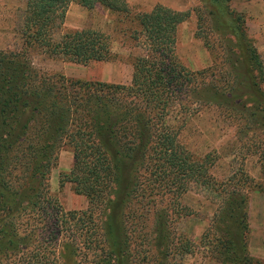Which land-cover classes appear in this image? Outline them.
I'll use <instances>...</instances> for the list:
<instances>
[{"label": "rangeland", "instance_id": "1", "mask_svg": "<svg viewBox=\"0 0 264 264\" xmlns=\"http://www.w3.org/2000/svg\"><path fill=\"white\" fill-rule=\"evenodd\" d=\"M126 1L133 12L147 10L155 3L190 11L178 26L174 44L175 58L187 75V90L169 101L164 108V122L190 159L205 154L213 158L208 169L211 186L202 182L206 179L203 176L197 181L186 176L165 181L164 173L162 180L149 189L154 174L143 172L142 196H134L128 211L120 215L116 205H109V192L106 193L100 205L99 222L88 211L86 196L77 191L82 184L79 168L82 165H74L71 143L64 139L55 151L46 173L45 191L37 204L34 207L21 204L13 216L4 213L6 223L12 221L14 234L19 237V251L1 249L0 264H24L27 256H31V261L33 256L45 257L47 262L41 264H116L109 256L112 250L128 264H233L231 259L243 252L249 264H263L264 0L227 1L230 12L222 20L234 26L233 37L224 23L209 13L213 0ZM24 5L25 0H0V50L15 53L21 62L28 61L31 69L46 75L105 84L130 82L132 58L146 52L144 38L137 37L134 23L127 28L124 22L116 23L114 16L101 6L86 9L70 3L63 29L89 27L111 38L109 60L82 64L50 55L36 45H24L21 31ZM235 31L242 33L245 40L237 38ZM248 46L257 56L259 70L249 63L245 52ZM3 155L11 160L14 152ZM17 170L26 172L23 166L14 172ZM241 173L250 177L241 208L242 230L243 226L237 222L239 212L231 211L237 220L231 218L229 226L230 206L221 190L229 179L230 184H241ZM119 176L120 186L126 178L124 169H120ZM182 186L186 189L179 194L166 191ZM215 212L222 215L224 223L218 222ZM71 215L75 220H68ZM159 218L165 221L168 230V245L163 251L157 239ZM120 220L125 232L117 229ZM81 221L89 227L91 235L84 233L86 228ZM1 222L2 217L0 226ZM223 229L234 242L232 250L213 244ZM183 242L189 244L188 252L180 250L179 244Z\"/></svg>", "mask_w": 264, "mask_h": 264}, {"label": "trees", "instance_id": "2", "mask_svg": "<svg viewBox=\"0 0 264 264\" xmlns=\"http://www.w3.org/2000/svg\"><path fill=\"white\" fill-rule=\"evenodd\" d=\"M213 1V5L209 3V13L224 23L233 37L234 26L222 20L230 12L228 0ZM70 3L86 9L101 6L114 16L116 23L124 22L127 28L134 23L137 37L144 38L146 52L132 58L130 82L124 85L46 75L31 69L28 61L21 62L15 53L0 50V250L19 248V237L14 234L12 221L6 223L4 213L13 216L21 204L29 207L37 204L45 191L46 173L55 151L64 139L71 143L74 165H82V168L79 166L82 184L77 191L86 196L88 211L99 222L100 205L106 193L109 192V205H116L120 215L128 211L134 196H142L143 172L154 174L149 189L162 180L164 173L165 181L178 176L197 181L203 176L206 179L202 182L211 186L208 169L213 158L205 154L202 158L190 159L164 122V108L169 101L187 90V75L175 58L174 44L178 26L190 11L155 3L147 10L133 12L126 0H25L21 21L24 45H36L50 55L82 64L109 60L112 57L110 35L89 27L63 29ZM235 32L237 38L245 40L242 33ZM245 52L251 66L259 70L253 49L248 46ZM7 151L14 152L11 160L3 155ZM22 166L26 172H14ZM120 169H124L126 178L119 186ZM240 179L241 184H230L229 179L225 186L219 185L230 206L229 226L231 218L237 220L231 213L239 212L237 222L243 226L242 230L244 211L241 208L250 177L241 173ZM185 189L182 186L166 191L179 194ZM80 213L85 215V211ZM216 216L218 222H225L222 215L215 212ZM72 219L75 217H68ZM81 223L86 228L84 233L91 235L89 227ZM156 224L158 244L163 251L168 245V230L163 219L159 218ZM117 229L125 232L121 220ZM225 229L219 231L213 244L232 250L234 242L227 237ZM179 246L184 252L190 249L186 242ZM109 256L116 264H128L124 257L119 260L114 250ZM27 257L22 263L47 262L43 256H33V261L31 256ZM231 260L233 264H249L244 252Z\"/></svg>", "mask_w": 264, "mask_h": 264}]
</instances>
